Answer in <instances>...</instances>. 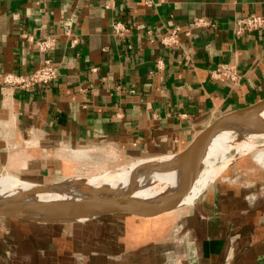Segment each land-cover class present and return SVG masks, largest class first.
Instances as JSON below:
<instances>
[{
    "label": "crops",
    "instance_id": "crops-1",
    "mask_svg": "<svg viewBox=\"0 0 264 264\" xmlns=\"http://www.w3.org/2000/svg\"><path fill=\"white\" fill-rule=\"evenodd\" d=\"M150 1L0 0V74L37 69L36 41L48 35L58 67L46 86L0 81L1 173L42 183L82 164L71 154L87 146L125 158L170 155L217 117L264 99V28L235 33L239 17L264 14V0ZM63 14L73 18L75 44ZM199 16L215 25L194 27ZM115 20L130 26L126 39L113 33ZM176 25L179 45H161L158 33ZM219 63L236 65L238 80L213 78ZM256 168L232 165V179L203 189L187 218L192 250L182 239L171 246L163 226L143 228V243L136 227L100 220L77 243L73 223L0 216V264H264V169Z\"/></svg>",
    "mask_w": 264,
    "mask_h": 264
},
{
    "label": "bare ground",
    "instance_id": "bare-ground-1",
    "mask_svg": "<svg viewBox=\"0 0 264 264\" xmlns=\"http://www.w3.org/2000/svg\"><path fill=\"white\" fill-rule=\"evenodd\" d=\"M257 123L264 125V105L234 121L231 126L234 127L233 131H239L237 136L230 138V128L217 130L213 135L211 134L212 137L204 139L198 145L195 153L186 157L171 171H159L160 165L170 160V156L146 157L137 159L124 168L121 167L122 169L104 170L85 177H70L33 194L29 190L36 187L35 184L12 174H0V211L18 210L40 218L60 219L57 213L49 209L39 210L37 202L48 199L114 200L128 193L135 197L131 202L133 205L149 210L167 198L178 195L176 193L187 187L189 189L183 199L189 201L191 198L188 193L200 192L230 165L234 155L258 147L254 158L264 165V130L262 127H257ZM223 136L222 141L212 149L213 152L209 149V145V152L204 153L207 143L217 142ZM256 138H260L259 141L256 142ZM232 148L235 149V153L228 156L227 153ZM84 153L86 152L73 150L71 155L82 158Z\"/></svg>",
    "mask_w": 264,
    "mask_h": 264
},
{
    "label": "rangeland",
    "instance_id": "rangeland-1",
    "mask_svg": "<svg viewBox=\"0 0 264 264\" xmlns=\"http://www.w3.org/2000/svg\"><path fill=\"white\" fill-rule=\"evenodd\" d=\"M229 130H231L229 132V133H231L230 138H233V137L238 135L239 131H233L234 127L230 128ZM232 131H233V133H232ZM223 138H224V136L222 138H220L217 142L211 143V141H210L209 143H207V145L205 146V148L203 150L204 153L206 154V151L209 152V149H211V152H213L212 149L215 146H217V144H219ZM259 139L260 138H258V139L256 138L255 141L257 142V141H259ZM209 145L211 148L209 147V149H208ZM98 146H101V145H98ZM81 149H82L81 151L86 152V153H84V156H82V158H77V159H83L82 164L81 163L75 164L73 169H70L65 174H62L59 176H50L49 178L46 177L45 179H42V180H45L42 183L53 184L56 182H63L70 177H75V176L85 177L88 174L100 173V171L102 172L104 170L114 171V170H118L121 167L124 168L126 165H129L131 162L137 161V159L138 160L144 159L142 157H153L152 155H140V156H136L133 158H131V157L125 158L123 156H119V155L115 154L113 151L110 152V150L107 149L106 147L99 148V147H95V146H87V147H83ZM257 149H259V148L254 147L253 149L244 151L242 154L234 155V158L232 159V162L230 163V165L227 168H225L214 179H217L221 176H225V178H227V179H232L233 176H231V173L228 174L229 175L228 177H227L226 173H227V171L229 173L231 168H232V165H235V164L242 165V166L244 165L245 167H247V166H249V167L252 166L255 168L257 167L260 169V171H263L264 165H262L259 161H257V159L254 158L255 152ZM234 151H235V149L232 148L227 153L228 156L229 155L231 156L232 153L234 154L235 153ZM0 174L5 175L1 172H0ZM17 177L23 179L20 176H17ZM213 180H211V181H213ZM28 181H30V180H28ZM31 182H34V181H31ZM37 183H39V182H37ZM204 188H202V190L200 192L196 191L195 194L188 193L189 198H191V200L186 201L183 199L184 201H182L179 204L178 208H176L173 211L170 210V211L161 213L158 217L153 218V219H147V220L146 219H139V218H135L133 216H130L128 214L116 213V214H106L105 218H102V219L96 217V218H93V219L91 218V219H87L84 221H72V222L57 223V225L59 227L60 225L65 224V223H73L75 237L77 236V238H75L77 243L81 242L80 241V235L82 232L81 230L82 229L92 230L94 228L98 229L101 225L100 223H98V221H100V220L107 223V224L110 223V224H108V227H112L114 224H118V223H120L121 227H123V228L128 227V228L133 230L136 227V229L138 230L139 236H142L141 241L143 243H144V241H146V237H147L146 235H143L141 233L143 228L145 230V228H148V227L163 226V227H166L165 228L166 232H169V235H167V237L170 236V240H168V241H170L171 246L173 244H176L177 241H179V239H182L184 241L183 242L184 248L192 250L194 248V246H193V244H191V245L188 244L192 240V236L190 235L188 230H190L193 227V224H192L193 220L192 221L190 220L191 222L188 223L187 218L192 217L193 212H194V206L197 203V199L200 196V193L202 194V191ZM184 202H186V203H184ZM1 217L9 218V216H6V215H2ZM69 227L70 226H67L66 228L69 229ZM63 228H64L63 231L66 230L65 226H63ZM63 231H62V233H63ZM78 246H80V245H78ZM77 252H80V251H77ZM79 260H81V258ZM83 261H84V259H83ZM143 262H144V260H143ZM79 264H81V263L79 262ZM83 264H84V262H83Z\"/></svg>",
    "mask_w": 264,
    "mask_h": 264
},
{
    "label": "water",
    "instance_id": "water-1",
    "mask_svg": "<svg viewBox=\"0 0 264 264\" xmlns=\"http://www.w3.org/2000/svg\"><path fill=\"white\" fill-rule=\"evenodd\" d=\"M264 105V99L246 106L240 109L225 113L215 120H213L206 127L201 129L194 137L188 142V144L181 150L174 152L170 155L171 159L164 161L160 167L159 171H171L177 168L183 160L189 155L196 152L198 145L204 140L209 139L212 135L219 129L232 128L234 121L242 116H245L252 112L253 110ZM258 124V123H257ZM259 128H263L264 125H256ZM212 134V135H211ZM31 182V181H30ZM36 187L32 188L31 194L37 191H43L48 189L51 184L32 182ZM183 189L181 192L176 193L178 195H173L171 198H167L164 202L154 205L149 210L140 209L133 205L131 202L135 200L131 194L122 195L118 199L105 200V199H48L45 201H39L37 206L39 210H51L60 216V219H47L40 218L35 215L28 214L23 211L18 210H2L0 211V216L6 215L9 218L14 219H24L33 220L38 222H52V223H62V222H72L80 221L99 217L106 214H116L124 213L139 219H153L158 217L161 213L175 210L181 203L184 195L188 192ZM80 218V219H79Z\"/></svg>",
    "mask_w": 264,
    "mask_h": 264
},
{
    "label": "built area",
    "instance_id": "built-area-1",
    "mask_svg": "<svg viewBox=\"0 0 264 264\" xmlns=\"http://www.w3.org/2000/svg\"><path fill=\"white\" fill-rule=\"evenodd\" d=\"M150 4L151 1L147 0ZM62 32L65 36L70 37L73 44L77 42V38L73 35V18L65 14L60 20ZM194 27H208L215 25V22L206 17H195L192 21ZM264 28V14L251 12L239 17L236 21L235 33L237 36L244 35L246 32L255 33ZM113 33L121 39H126L130 33V26L123 20H115L112 24ZM181 31L179 25L171 29L158 33V39L161 45L168 48H175L180 41L178 33ZM148 34H153L152 30L147 31ZM56 37L48 35L44 38L37 39L38 51L42 55L41 65L33 72L24 73H2L0 74V81L8 85L10 88L31 89L33 87L46 86L50 84L58 74V67L53 62L50 56V49L56 46ZM211 75L215 79L237 81L239 78L236 65L230 63H219L212 69Z\"/></svg>",
    "mask_w": 264,
    "mask_h": 264
}]
</instances>
